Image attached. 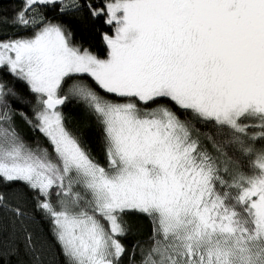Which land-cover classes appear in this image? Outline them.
<instances>
[{
    "label": "snow or ice",
    "instance_id": "obj_1",
    "mask_svg": "<svg viewBox=\"0 0 264 264\" xmlns=\"http://www.w3.org/2000/svg\"><path fill=\"white\" fill-rule=\"evenodd\" d=\"M20 4L0 16L20 30L0 39V71L36 94L33 117L21 115L51 152L20 136L16 93L0 82V214L33 260L41 243L29 227L43 213L63 264H122L130 215L152 227L130 264H264V0ZM85 7L111 26L104 58L46 15ZM70 99L101 126L104 164L66 127ZM18 251L0 242V264Z\"/></svg>",
    "mask_w": 264,
    "mask_h": 264
},
{
    "label": "trees",
    "instance_id": "obj_2",
    "mask_svg": "<svg viewBox=\"0 0 264 264\" xmlns=\"http://www.w3.org/2000/svg\"><path fill=\"white\" fill-rule=\"evenodd\" d=\"M102 0H80V3H92L96 5ZM21 6L20 0H0V16L12 17L15 10ZM46 15L54 23H62L74 34L75 42L82 47L88 48L94 54L101 58L106 56V45L101 39L103 32L111 34V26L105 25L102 19H93L89 16L85 7L83 11L76 12L74 15L59 13L58 10H47ZM20 34V30L11 24H0V39L6 37L15 38ZM0 82L4 83L6 88H11L16 97L9 96L8 107L13 115V123L20 136L32 147L39 144L43 148H48L51 152V146L48 140L39 131L34 130L32 125L27 123L24 116L33 117V108L36 104V94L32 93L24 81L6 71H0ZM70 83V82H69ZM65 119L66 127L80 140L82 146L89 154L101 164L105 163V145L104 134L96 118L76 99L68 100L61 107ZM24 114V116L21 115ZM183 118V117H182ZM203 131H210V128H204L202 125L196 126ZM210 147V145H209ZM5 191L15 190L4 189ZM16 203L15 200L12 201ZM33 201L29 199L26 207L31 210ZM6 225V234L2 239L4 245L15 249L19 247L18 253L5 257V264H37L33 260L32 253L24 245L23 233L19 230L18 224L13 223L11 213H2ZM43 213L37 215V224L30 226L29 231L33 232L34 238L39 237L41 248L39 252L40 264H63L61 249L56 243L50 232V225L47 219H40ZM131 226V231L123 243L128 249L127 254L122 258V264H130L131 260L140 259L139 246L145 248L149 245V237L152 233L151 223L148 218L139 215H130L126 218ZM135 247V252L133 249Z\"/></svg>",
    "mask_w": 264,
    "mask_h": 264
},
{
    "label": "rangeland",
    "instance_id": "obj_3",
    "mask_svg": "<svg viewBox=\"0 0 264 264\" xmlns=\"http://www.w3.org/2000/svg\"><path fill=\"white\" fill-rule=\"evenodd\" d=\"M59 110L61 111V107L59 108ZM62 112V111H61Z\"/></svg>",
    "mask_w": 264,
    "mask_h": 264
},
{
    "label": "water",
    "instance_id": "obj_4",
    "mask_svg": "<svg viewBox=\"0 0 264 264\" xmlns=\"http://www.w3.org/2000/svg\"><path fill=\"white\" fill-rule=\"evenodd\" d=\"M63 106V105H62ZM62 106H60V107H62Z\"/></svg>",
    "mask_w": 264,
    "mask_h": 264
}]
</instances>
